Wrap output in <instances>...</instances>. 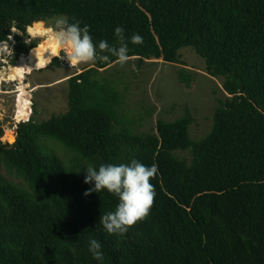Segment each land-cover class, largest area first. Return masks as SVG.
Wrapping results in <instances>:
<instances>
[{
    "label": "trees",
    "instance_id": "trees-1",
    "mask_svg": "<svg viewBox=\"0 0 264 264\" xmlns=\"http://www.w3.org/2000/svg\"><path fill=\"white\" fill-rule=\"evenodd\" d=\"M59 14L87 24L94 42L116 43L117 26L126 37L140 34L129 58L177 63L191 47L227 95L200 140L190 136L187 109L158 120L156 133H135L120 124L124 93L99 77L112 58L68 79L66 112L19 123L11 144L0 127V264H99L89 238L101 242L102 264H264V0H0V46ZM35 46L16 63L28 48L13 47L4 67L13 78L23 79L17 70L30 59L46 58L49 45ZM51 64L60 67L56 57ZM177 78L191 86L189 71ZM48 138L75 154L69 164L43 148ZM133 158L157 166L156 195L127 233L109 234L99 216L117 198L85 195L84 168Z\"/></svg>",
    "mask_w": 264,
    "mask_h": 264
},
{
    "label": "rangeland",
    "instance_id": "rangeland-1",
    "mask_svg": "<svg viewBox=\"0 0 264 264\" xmlns=\"http://www.w3.org/2000/svg\"><path fill=\"white\" fill-rule=\"evenodd\" d=\"M27 29L20 40L9 36L0 46V127L4 132L3 138H15L19 123L31 117L40 123L66 112L68 79L92 67V62L70 66L60 52L55 56L60 67L47 64L46 58L38 57L30 59L17 70L23 79L13 78L11 69L4 67L12 64L14 46L25 43L28 48L27 53L17 56L16 63L21 55L28 54L34 48V44H48L40 36L30 37ZM179 53L177 63L152 59L141 61L138 57H131L123 65L115 62L100 70L99 77L111 81L125 95V103L119 110L120 124L135 133H156L158 120L174 121L187 109L193 117L189 127L191 138L200 140L209 133L216 102L227 94L222 89L221 79L205 72L204 59L191 47H183ZM181 69L189 71L193 77L188 88L177 78V72ZM33 111L36 112L33 114ZM41 143L44 149L64 163L69 164L75 156L54 139H42ZM176 154L190 158L189 151H177ZM85 164L83 159L82 165ZM1 172L8 179L19 181L14 174H7L3 169Z\"/></svg>",
    "mask_w": 264,
    "mask_h": 264
},
{
    "label": "clouds",
    "instance_id": "clouds-1",
    "mask_svg": "<svg viewBox=\"0 0 264 264\" xmlns=\"http://www.w3.org/2000/svg\"><path fill=\"white\" fill-rule=\"evenodd\" d=\"M38 26L39 31L37 27H29L27 31L30 37L39 35L47 41L48 63L55 57L52 53L62 52L63 60L70 66L107 62L112 58L123 65L129 60V43H143V37L138 33L126 37L121 26L114 29L116 43L110 44L107 40L94 42L87 24L81 26V21L75 18L70 21L64 14L47 22L41 21ZM84 169V183L91 185L85 195L106 190L117 198L114 210L99 216V224L107 233L123 235L148 214L156 195L154 185L150 183L158 172L155 164L149 166L133 158L128 163H102L98 167L87 166ZM87 248L92 258L102 264L104 253L101 242L89 238Z\"/></svg>",
    "mask_w": 264,
    "mask_h": 264
},
{
    "label": "water",
    "instance_id": "water-1",
    "mask_svg": "<svg viewBox=\"0 0 264 264\" xmlns=\"http://www.w3.org/2000/svg\"><path fill=\"white\" fill-rule=\"evenodd\" d=\"M4 140L11 144L15 141V138H13V137H11V139L10 138H4Z\"/></svg>",
    "mask_w": 264,
    "mask_h": 264
},
{
    "label": "snow or ice",
    "instance_id": "snow-or-ice-1",
    "mask_svg": "<svg viewBox=\"0 0 264 264\" xmlns=\"http://www.w3.org/2000/svg\"><path fill=\"white\" fill-rule=\"evenodd\" d=\"M40 30V27L39 26H37V31H39Z\"/></svg>",
    "mask_w": 264,
    "mask_h": 264
},
{
    "label": "bare ground",
    "instance_id": "bare-ground-1",
    "mask_svg": "<svg viewBox=\"0 0 264 264\" xmlns=\"http://www.w3.org/2000/svg\"><path fill=\"white\" fill-rule=\"evenodd\" d=\"M35 36H39V35H35Z\"/></svg>",
    "mask_w": 264,
    "mask_h": 264
}]
</instances>
